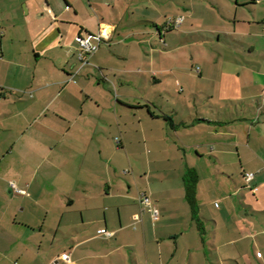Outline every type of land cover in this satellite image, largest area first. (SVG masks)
<instances>
[{"label": "crops", "instance_id": "obj_1", "mask_svg": "<svg viewBox=\"0 0 264 264\" xmlns=\"http://www.w3.org/2000/svg\"><path fill=\"white\" fill-rule=\"evenodd\" d=\"M140 1L0 0V264H264V0Z\"/></svg>", "mask_w": 264, "mask_h": 264}, {"label": "built area", "instance_id": "obj_2", "mask_svg": "<svg viewBox=\"0 0 264 264\" xmlns=\"http://www.w3.org/2000/svg\"><path fill=\"white\" fill-rule=\"evenodd\" d=\"M184 16H179L176 18H172L169 20L171 26H179L183 23ZM109 38L108 33H104L103 31L99 33H82L77 36V41L79 44V52L78 57L81 61L85 62L88 56L93 55L99 49L101 44L104 42L105 39ZM245 180L246 183L250 184V182L254 179L253 172H246L245 173ZM13 191L17 194H25V190L19 189L12 183ZM139 201L144 206V209H148L153 216H157L159 214L158 206L156 205L155 201L151 198V196L145 192H141L139 195ZM110 235V232H107ZM63 259L67 262H71V253H67L63 256Z\"/></svg>", "mask_w": 264, "mask_h": 264}, {"label": "rangeland", "instance_id": "obj_3", "mask_svg": "<svg viewBox=\"0 0 264 264\" xmlns=\"http://www.w3.org/2000/svg\"><path fill=\"white\" fill-rule=\"evenodd\" d=\"M189 1L190 0H157V2L159 3V4H157V7L160 8L158 22L160 23L164 20V21H166V27L167 28H170V27H173L176 29L180 28V25L177 27L171 26V24L169 23V20L172 18L182 16V14H185V12H184L185 7H186L185 5ZM143 2H144V0H141L140 4H143ZM119 9L122 12H126V13H124V17H125V22L128 23V25H129L127 28H133L134 29V28H136L137 25H139L138 23L135 22V20L139 19L138 16L141 14V12L137 11L133 14L131 9L126 10L124 6H122ZM164 12H166L165 15H164ZM177 12H181V13H177ZM162 18H164V19H162ZM113 258H115L116 260H120L121 257H120V254H113L112 259ZM142 262H143V260L138 257V260L135 261L134 264H141ZM131 264H133V263H131Z\"/></svg>", "mask_w": 264, "mask_h": 264}, {"label": "trees", "instance_id": "obj_4", "mask_svg": "<svg viewBox=\"0 0 264 264\" xmlns=\"http://www.w3.org/2000/svg\"><path fill=\"white\" fill-rule=\"evenodd\" d=\"M196 182H197V175H195L194 173H188L185 176L187 198L192 205L193 214H195V215L197 212L195 209V198H194Z\"/></svg>", "mask_w": 264, "mask_h": 264}]
</instances>
